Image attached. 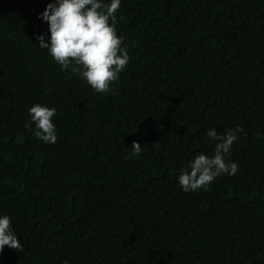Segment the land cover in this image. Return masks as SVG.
<instances>
[{
	"label": "trees",
	"instance_id": "16d2710c",
	"mask_svg": "<svg viewBox=\"0 0 264 264\" xmlns=\"http://www.w3.org/2000/svg\"><path fill=\"white\" fill-rule=\"evenodd\" d=\"M49 2L0 0V214L24 245L0 264H264V0H122L130 61L108 93L38 48ZM35 103L57 109L55 143ZM237 125V174L184 192L206 132Z\"/></svg>",
	"mask_w": 264,
	"mask_h": 264
},
{
	"label": "clouds",
	"instance_id": "9594fccd",
	"mask_svg": "<svg viewBox=\"0 0 264 264\" xmlns=\"http://www.w3.org/2000/svg\"><path fill=\"white\" fill-rule=\"evenodd\" d=\"M122 0H51L38 18L47 22V39L44 33H34L41 49H46L61 70L78 74L96 93H108L113 82L118 81L126 69L130 56L123 46V36L117 34V16ZM35 126L34 136L45 144L58 139L53 117L55 107L35 103L28 109ZM243 128L237 125L224 133L214 128L206 132L214 143L213 154H197L188 162L177 181L184 192L207 188L222 175L234 176L239 171L237 163L226 159L237 133ZM133 155H140L143 148L136 140L131 146ZM5 246L22 251L24 245L12 226L8 214H0V253Z\"/></svg>",
	"mask_w": 264,
	"mask_h": 264
}]
</instances>
